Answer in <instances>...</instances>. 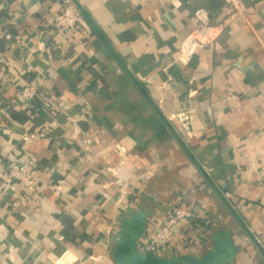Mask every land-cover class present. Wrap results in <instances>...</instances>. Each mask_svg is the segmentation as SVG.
I'll use <instances>...</instances> for the list:
<instances>
[{"label": "crops", "instance_id": "1", "mask_svg": "<svg viewBox=\"0 0 264 264\" xmlns=\"http://www.w3.org/2000/svg\"><path fill=\"white\" fill-rule=\"evenodd\" d=\"M74 1L63 31L62 0H0V264H264V0L189 56L194 9L231 0Z\"/></svg>", "mask_w": 264, "mask_h": 264}, {"label": "built area", "instance_id": "2", "mask_svg": "<svg viewBox=\"0 0 264 264\" xmlns=\"http://www.w3.org/2000/svg\"><path fill=\"white\" fill-rule=\"evenodd\" d=\"M239 3V0H231L230 4L233 6L223 12L215 23H212V19L204 7L194 9L190 16L193 28L182 41L183 52L186 56L192 54L196 49L212 45L220 29L229 25L245 23L246 17L239 7ZM61 9V14L55 21L56 27L60 30L68 31L81 21V7L74 0H62ZM33 91V86L23 87L19 91V99L25 101L31 98ZM226 99L231 106H237L232 94H228ZM6 168L13 180L22 183L33 180L32 173L25 163L19 162L13 157L6 160ZM191 217L190 211L178 206L172 207L160 223L149 228L144 237L138 239V246L151 252H157L164 247L171 246L174 237V225L181 219Z\"/></svg>", "mask_w": 264, "mask_h": 264}, {"label": "rangeland", "instance_id": "3", "mask_svg": "<svg viewBox=\"0 0 264 264\" xmlns=\"http://www.w3.org/2000/svg\"><path fill=\"white\" fill-rule=\"evenodd\" d=\"M174 122V121H173Z\"/></svg>", "mask_w": 264, "mask_h": 264}]
</instances>
